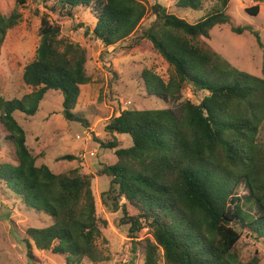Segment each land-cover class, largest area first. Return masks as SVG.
<instances>
[{"label": "trees", "instance_id": "16d2710c", "mask_svg": "<svg viewBox=\"0 0 264 264\" xmlns=\"http://www.w3.org/2000/svg\"><path fill=\"white\" fill-rule=\"evenodd\" d=\"M23 2L24 0H19ZM62 15L73 17L88 10L94 27L79 24L86 37L104 47L126 43L127 50L158 53L173 67L168 80L152 69L142 72L147 93L165 104L180 100L191 87L203 93L199 104L181 103L171 108L123 110L106 126L109 134L128 135L132 145L101 143L114 150L117 162L98 176L110 186L102 194L113 197L115 210L122 203L121 224L137 246L144 230L153 237L143 242L144 264H259L256 255L244 261L237 246L244 233L264 241V142L259 138L264 123V57L262 77L232 67L221 55L197 42L210 39L216 26L229 23L225 10L231 0H214L211 12L195 24L169 13L161 4L150 9L156 20L136 36L150 9L146 0H43ZM178 7L199 10L202 0H177ZM259 6L247 8L257 16ZM21 14L0 12V52L7 32ZM248 28H233L242 34ZM258 45L264 44L254 33ZM40 42L35 58L23 71V82L32 89L22 99L0 97V126L5 141L15 148L13 165L0 167V185L22 204L44 211L52 218L48 227L30 228L26 246L65 257L66 264L99 261L96 245L101 236L93 176L80 167L63 174L38 164L27 144V133L16 112L35 116L49 91L63 95V117L89 128L88 120L75 113L83 85L92 79L86 70L87 50L62 37L61 27L42 16ZM62 156L61 160H75ZM239 189L243 190L238 195ZM134 251L135 248L133 247Z\"/></svg>", "mask_w": 264, "mask_h": 264}, {"label": "rangeland", "instance_id": "374dc122", "mask_svg": "<svg viewBox=\"0 0 264 264\" xmlns=\"http://www.w3.org/2000/svg\"><path fill=\"white\" fill-rule=\"evenodd\" d=\"M177 0H146L150 9L161 4L169 13L186 19L191 24L206 17L212 10L214 0H202L199 10L183 9ZM258 5L257 16L247 13L246 9ZM52 2L43 0H0V12L10 16L14 11L21 14L19 23L7 32L0 52V97L12 101L22 99L32 89L23 82L24 68L34 60L40 42L39 29L42 16L61 27L62 37L80 43L87 50L86 70L91 83L80 87L81 92L75 113L83 115L90 127L85 128L77 122H68L63 117V95L49 91L41 102L35 116L16 112L15 118L27 133V144L38 164L44 163L54 173L63 174L80 167V172L92 175V189L95 196L97 217L101 236L96 245L99 261L85 259L82 264H144L145 255L142 245L152 240V235L144 230L137 246L127 236V227L121 224L122 213L115 210L113 197L107 195V204L102 194L108 191L110 179L98 176L106 166L114 165L117 157L114 150L103 149L101 143L117 141L121 148L132 145L128 135L109 134L105 128L123 110H152L171 108L178 111L181 103L192 101L199 104L203 93H195L191 87L185 88L177 102L165 104L150 96L142 80V72L152 69L165 80L173 73L171 67L158 53L143 52L138 48L127 50L126 43L104 47L92 37H86L79 24L94 27V18L87 10L78 9L73 17L62 15L59 10L50 8ZM230 21L216 26L210 39H198L199 45L221 55L237 70L262 77L264 50L258 45L254 33H258L264 44V0H231L225 10ZM156 20L151 9L143 19L136 36L149 28ZM233 28H248L242 34ZM6 133L0 126V167L15 164V148L5 141ZM264 142V123L259 136ZM62 156H73L75 160H61ZM239 189L237 194L242 195ZM52 218L44 211L22 204L0 185V264H66L65 257L50 251L33 248L34 259L29 258L26 246L27 232L30 228L42 229L52 224ZM135 248L133 251L132 248ZM244 261L258 255L259 264H264V241H257L244 233L237 246ZM164 264L163 252L160 262Z\"/></svg>", "mask_w": 264, "mask_h": 264}]
</instances>
